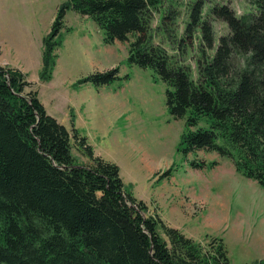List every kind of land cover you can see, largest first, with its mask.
<instances>
[{"label": "trees", "instance_id": "obj_1", "mask_svg": "<svg viewBox=\"0 0 264 264\" xmlns=\"http://www.w3.org/2000/svg\"><path fill=\"white\" fill-rule=\"evenodd\" d=\"M163 1L67 0L43 39L40 79L51 78L67 11L92 19L104 44L128 43V65L151 69L167 85L168 114L186 118L178 152L228 157L237 172L264 189V0H244L256 12L238 18L227 5L212 6L209 15L229 30L215 47L209 22L200 21L203 3L192 4L185 34L192 38L190 32L200 28L195 77L185 54L171 55L150 41L151 21ZM118 72H94L75 86L128 79ZM30 87L19 71L0 66V264H231L221 238L196 244L147 216L117 165L96 156L74 127L68 131L47 115ZM201 117L210 128L192 130ZM73 148L86 163L76 162ZM204 166L191 163L193 170ZM171 170L157 174L158 180Z\"/></svg>", "mask_w": 264, "mask_h": 264}, {"label": "rangeland", "instance_id": "obj_2", "mask_svg": "<svg viewBox=\"0 0 264 264\" xmlns=\"http://www.w3.org/2000/svg\"><path fill=\"white\" fill-rule=\"evenodd\" d=\"M197 1L164 0L148 34L153 44L161 45L169 54H185L184 63L190 64L193 77L192 59L197 54L201 32L198 28L190 32L192 38H187L185 28L190 22L189 8ZM65 2L0 0V14L7 11L4 21L8 22V32L15 36L9 42L17 50L16 56L5 53L8 63L2 67L23 74L47 115L68 131L74 127L96 156L117 165L125 187L145 204L147 216L178 229L196 244L221 238L231 264L264 262V189L237 172L228 157L206 151L184 156L177 151L186 131V118L174 119L168 114L164 97L167 85L151 69L128 65V43L104 44V33L92 19L68 10L57 37L60 46L55 52L51 78L40 79L42 42ZM201 2L200 21L209 22L214 47L229 30L224 22L209 15L212 6L227 5L237 18L256 12V6L244 0ZM174 11L173 19L164 21L169 24L166 26L161 18ZM18 27L22 28L19 34ZM129 41H133L131 36ZM7 46L8 42L0 43V57L1 49L9 50ZM115 67L121 78L128 79L102 87L75 86L91 73ZM209 128L208 118L201 117L192 130ZM72 155L80 165L87 161L75 148ZM193 161H203L205 166L193 170ZM170 168L171 176L158 180L156 175Z\"/></svg>", "mask_w": 264, "mask_h": 264}, {"label": "crops", "instance_id": "obj_3", "mask_svg": "<svg viewBox=\"0 0 264 264\" xmlns=\"http://www.w3.org/2000/svg\"><path fill=\"white\" fill-rule=\"evenodd\" d=\"M4 16H6V17H8V13H7V11L5 10L4 12H2V15L0 14V26L2 27V29L0 28V43H2V42H4L5 44L8 42V45H9V50H7V49H1V57H0V65L2 66V65H6V63H8V61L6 60V56H5V53L7 52L8 54H13L14 56H16V48H14L15 49V51H14V49H12V47L13 46H11V43L9 42V39L11 38V37H15L14 35H11L8 31V27L6 26V24L8 23H6L4 20H5V18H4ZM3 21H4V23H3ZM22 26V25H21ZM3 27H4V31H3ZM22 28H20V27H18L17 28V30H18V34H19V31L21 30ZM8 32V33H7ZM7 40V42H5ZM20 41H22V40H20ZM4 47H5V45H4ZM11 47V48H10ZM16 47V46H15ZM6 48V47H5ZM17 48H19L20 50H21V48L19 47V46H17ZM18 49V52L20 53V50ZM6 50V51H5ZM15 68V67H14Z\"/></svg>", "mask_w": 264, "mask_h": 264}]
</instances>
